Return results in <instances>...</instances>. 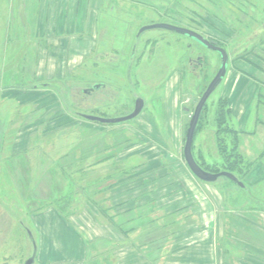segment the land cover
<instances>
[{
  "label": "rangeland",
  "instance_id": "374dc122",
  "mask_svg": "<svg viewBox=\"0 0 264 264\" xmlns=\"http://www.w3.org/2000/svg\"><path fill=\"white\" fill-rule=\"evenodd\" d=\"M93 12L95 49L82 65L67 80H30L19 71L34 67L30 8H23V0H0V264H25L33 256L37 221L30 210L47 200L63 218L71 217L73 228L106 226L107 219L91 220V209L108 214L111 196H124L113 184L123 182L125 171H136L130 174L133 198L152 200L144 207L152 221L143 226V239L153 243L190 224L194 215L213 214L224 230L215 250L221 264H264V252L253 246L264 243V0H103ZM153 24L191 30L227 51V73L201 113L192 156L211 170L221 165L220 115L223 125L240 132L221 139L226 151L236 140L245 159L238 174L244 189L226 178L200 182L183 159L190 118L219 69V56L168 31L139 34ZM95 84L105 89L83 93ZM34 87L43 92H28ZM136 99L143 100V109L125 123L79 117H124ZM39 103L50 108L41 113ZM232 105L249 107L245 124L238 123Z\"/></svg>",
  "mask_w": 264,
  "mask_h": 264
},
{
  "label": "crops",
  "instance_id": "0c3cea01",
  "mask_svg": "<svg viewBox=\"0 0 264 264\" xmlns=\"http://www.w3.org/2000/svg\"><path fill=\"white\" fill-rule=\"evenodd\" d=\"M102 1L95 5L99 0H23V8H30L29 20L34 30V45L37 44V47L31 51L34 52L31 60L34 67L19 71L22 74L26 71L30 80L46 77L62 80L64 76L67 80L80 66L79 61L84 60L95 49V44L91 41L94 39L96 16L93 11L101 6ZM46 88L47 85L43 91ZM17 91L24 95L28 90ZM43 91L34 87L28 92L37 94ZM50 101L52 105L58 106L57 100ZM27 106L32 105L28 103ZM47 107L50 108L47 103H39L36 109L44 113ZM248 108L247 106L242 111L231 106L239 124H245L249 116V113L246 114ZM52 120L49 123L55 122ZM30 123L35 129L39 124L35 120ZM34 132L36 135V131ZM135 172L125 171L123 182L119 186L113 184L114 191L119 188L123 190L124 196H111L108 200V214L102 215L97 212L98 209H91V220L102 222L107 219L108 222L106 226L94 231L71 227L68 224V221H72L71 217L63 218L48 200L44 202V207L31 209L30 211L36 212L34 215L38 238V262L35 259L33 264H95L94 257L97 259L96 264H221V258L215 250L220 248L217 242L224 236V230L220 219L214 220L213 214L194 215L190 224L165 234L153 243L143 239L147 237L143 226L152 221L144 207L152 203V200L148 202L147 198H133L136 184L132 183L133 176L130 174ZM32 188L35 189L34 184ZM215 221L218 224H214ZM261 234L264 237V233ZM253 246L258 248L259 253L264 252V243L255 242ZM99 256L106 257L102 260L103 263L99 261Z\"/></svg>",
  "mask_w": 264,
  "mask_h": 264
},
{
  "label": "water",
  "instance_id": "95a60500",
  "mask_svg": "<svg viewBox=\"0 0 264 264\" xmlns=\"http://www.w3.org/2000/svg\"><path fill=\"white\" fill-rule=\"evenodd\" d=\"M154 29H160V30L168 31L174 34H178V35L191 38L193 41L197 42L204 48L208 49L209 51H212L213 53H216L219 56V60H220L219 69L217 73L215 74V76L213 77V79L208 84L202 96L200 97V100L194 109L193 115L190 118L188 128L185 134L183 159H184V162L187 168L191 172V174L200 182L213 184L217 182L220 178H226L232 183H234L237 187L244 188V184L238 181V179L230 173L220 172V173L212 174V173H208L204 171L203 169L199 167V165L195 162L192 156V144H193L194 136L196 133V128L198 126L201 113L208 99L214 93V91L218 88V86L222 83L227 73V66L229 64V56H228L227 51L219 47L217 42L208 40L196 32H193L188 29L168 25V24H153V25L145 26L141 29L139 34H142L145 31L154 30ZM134 52H135V49L132 51V54H131L132 57L134 55ZM103 86L104 85L102 84H95L91 88L85 89L83 93L89 95L93 92L100 90ZM143 106H144L143 100L136 99L134 103L133 111L124 117L107 119V118L97 117L93 115L81 114L80 118H82L83 120L87 122H91V123H99L103 125H116V124H121V123L134 120L141 113ZM36 253H37V248L34 244V254L25 264H33L35 261Z\"/></svg>",
  "mask_w": 264,
  "mask_h": 264
},
{
  "label": "trees",
  "instance_id": "16d2710c",
  "mask_svg": "<svg viewBox=\"0 0 264 264\" xmlns=\"http://www.w3.org/2000/svg\"><path fill=\"white\" fill-rule=\"evenodd\" d=\"M218 44H220V43H218ZM103 88H104V86H103ZM79 117H80V115H79ZM220 118H221V116L219 115L218 119H216V124H217V128H218L217 129V133L221 134V136L218 137V141H217V143H218V153H219V156H220V159H221L220 160L221 161V165L219 167H217L216 169H214V170L209 169L210 167H208V166L203 167V166L199 165V167L201 169H203L204 171H206L208 173H212V174H216V173H220V172L230 173V174L234 175L238 179V181H240L239 179H241V178H238V174L242 173V167L245 166V159L240 153L237 152V145H236L237 142H236V140H234V139H232V141L230 140V142L232 143L231 144V148H230L231 150L230 151H226L225 150L226 147L223 144L224 138L222 137L223 134H226V135H229L230 137H235L236 138L240 134V132L238 133L235 130L229 129L227 127V124L223 125L224 122L220 121ZM221 122H222V124H221ZM198 124H199V122H198ZM222 126L224 128H222ZM196 130H197V128H196ZM233 154H235V155H233ZM112 158L113 157L110 156V157H107L106 160H110ZM244 188H241V189H244Z\"/></svg>",
  "mask_w": 264,
  "mask_h": 264
},
{
  "label": "flooded vegetation",
  "instance_id": "af4514ba",
  "mask_svg": "<svg viewBox=\"0 0 264 264\" xmlns=\"http://www.w3.org/2000/svg\"><path fill=\"white\" fill-rule=\"evenodd\" d=\"M132 54V53H131ZM134 54H135V52H134ZM134 56V55H133ZM220 61V60H219ZM105 88H101L100 90H104ZM84 91V90H83ZM99 91V90H98ZM97 92V91H96ZM94 93V92H93ZM92 94V93H91ZM90 95V94H89ZM134 109V108H133Z\"/></svg>",
  "mask_w": 264,
  "mask_h": 264
}]
</instances>
